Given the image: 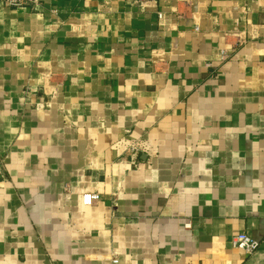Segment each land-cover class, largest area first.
I'll return each mask as SVG.
<instances>
[{"label": "crops", "instance_id": "obj_1", "mask_svg": "<svg viewBox=\"0 0 264 264\" xmlns=\"http://www.w3.org/2000/svg\"><path fill=\"white\" fill-rule=\"evenodd\" d=\"M35 1L0 5V264H264V0Z\"/></svg>", "mask_w": 264, "mask_h": 264}, {"label": "built area", "instance_id": "obj_2", "mask_svg": "<svg viewBox=\"0 0 264 264\" xmlns=\"http://www.w3.org/2000/svg\"><path fill=\"white\" fill-rule=\"evenodd\" d=\"M35 0H0V5H4L9 8H20L35 4ZM159 18L161 16L159 15ZM136 148L133 146L131 152H136ZM83 203L85 205H92L98 201V195L96 193H88L82 196ZM231 245L234 248L241 249L246 254L250 255L259 249L260 244L258 241L250 238L244 233H240L231 240Z\"/></svg>", "mask_w": 264, "mask_h": 264}]
</instances>
